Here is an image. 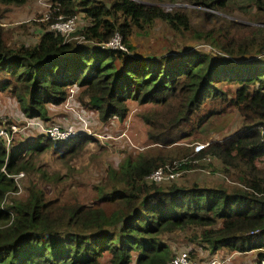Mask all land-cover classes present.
I'll return each instance as SVG.
<instances>
[{
    "label": "trees",
    "instance_id": "trees-1",
    "mask_svg": "<svg viewBox=\"0 0 264 264\" xmlns=\"http://www.w3.org/2000/svg\"><path fill=\"white\" fill-rule=\"evenodd\" d=\"M30 1L0 0V5ZM108 1L52 0L55 16L68 19L81 13L90 20L78 31L85 42L67 41L48 29L32 46L9 47L0 28V92L13 94L29 117L42 119L47 105L63 104L72 90L73 95L78 90L81 99L87 97L102 120L123 119L128 100L156 104L165 110L143 120L150 126L148 139L163 145L191 137L222 112L220 106L230 104L241 116L242 126L198 153L191 148L181 169L204 167L191 161L212 156L224 172L236 171L240 187L178 186L175 179L159 186L163 182L146 177L173 159L141 151L127 157L118 170H110L114 184L101 195V205L54 207L58 201L45 200L33 178L27 196H10L17 189L11 176L39 170L24 161L25 154L32 156L49 147L59 152L67 142H79L84 136L52 140L41 133L33 141L14 144L9 152L0 140V264H130L135 250V264H167L171 252L160 234L178 230H194L202 246L212 252L256 251L257 261L264 259V170L255 163L264 156V0H245L254 8L253 14L243 12L249 23L204 12L206 22L221 19L219 25L209 27L203 22L192 24L184 8L165 10L140 0ZM157 1L233 14L231 0ZM156 21L174 33L192 31L194 40L204 41L209 49L189 46L157 57L133 53L131 33ZM115 33L128 52L101 47ZM225 85L236 87L233 96L223 89ZM180 126L186 129L174 136ZM6 198L11 204L3 206Z\"/></svg>",
    "mask_w": 264,
    "mask_h": 264
},
{
    "label": "rangeland",
    "instance_id": "rangeland-1",
    "mask_svg": "<svg viewBox=\"0 0 264 264\" xmlns=\"http://www.w3.org/2000/svg\"><path fill=\"white\" fill-rule=\"evenodd\" d=\"M140 1L144 4H157L165 10H172L174 7L187 9L191 14L192 24L203 22L205 27L219 25L220 17L249 23L244 19L243 12L254 13L253 5H250L252 3L245 0H231L229 10H232V15L201 6H190L183 2L169 5L167 3L162 4L157 0ZM94 2L96 4H109L108 0H94ZM204 12L214 14L219 18L214 17L212 22H206L204 21ZM60 17L63 16H55L52 0H32L23 5H0V28L3 31L5 43L9 47H18L21 44L25 46L36 44L43 31L48 29L59 30V28L51 26ZM72 18L75 19L74 31L60 34L64 35V39L67 41L85 42L82 36L78 35V31L89 26L90 20L81 13H76ZM128 41L134 48L133 53L145 57L163 56L170 51L185 49L189 46H194L193 49L200 46L209 49L204 41L194 40L192 31L174 33L159 21H156L151 27L144 28V30H134ZM123 47L125 48L123 52H128L124 45ZM235 88L233 85L223 87L229 96H233ZM88 101L87 97L81 99L77 90L72 100L69 103H64L71 107L74 113L67 110L63 106L64 104H49L47 105L46 118L38 117L37 120L29 117L24 112L22 105L13 94L7 91L0 92V124H15L19 128V131L13 135L12 146L21 142L33 141L41 134L38 126L27 125L28 122L40 121L42 125L58 124L62 128L73 124L77 131L72 136H84V139L79 142H67V147L59 152L53 151L49 147L41 153L32 154V156L25 154L28 157L24 161L30 167L32 164L39 167V170L20 171L22 172L21 177H18V174L14 175L17 189L10 196L14 198L27 196L30 178H33L32 180L38 185L39 189L44 192L45 200L58 201L54 207L73 203L88 206L101 205L98 202L101 195L108 192L114 184L110 176V170H118L127 157H135L141 151L151 154H163L168 155V160L173 159L171 164L181 167L178 164L182 162L185 156H189L195 142L209 144L212 141H221L234 134L243 124L242 118L235 107L230 104L222 105L220 106L222 112L211 117L194 135L186 139H179L171 145H163L152 143L148 139L147 134L150 126L143 120V116L147 114H154L155 112L158 115L163 112L165 109L161 106L128 100L126 103L127 115L123 119L115 116L102 120L98 111L87 104ZM180 129H186V127L180 126L178 130H174L178 133H173V135L180 134ZM210 157V162L191 161V163H201L205 166L184 170L174 180L176 184L188 187L194 183L200 186H223L228 190L240 187L235 180L236 171L230 169L229 172H224L219 161L212 156ZM255 163L259 169L264 170V156L256 160ZM167 164L169 163L165 165ZM168 183L170 182L167 181L157 185L166 186ZM116 187L122 188L121 184H117ZM10 204L11 200H8V198L3 201V206ZM109 208L110 205H107V210ZM160 241L169 248L171 257L180 251L189 250L193 253L191 257L196 260L218 256L228 258L225 264H257L258 262L256 251L239 252L224 248L216 251V253L212 252L202 246L196 238L194 230L163 233L160 234ZM137 255V250L132 252V262L130 264H135Z\"/></svg>",
    "mask_w": 264,
    "mask_h": 264
},
{
    "label": "built area",
    "instance_id": "built-area-1",
    "mask_svg": "<svg viewBox=\"0 0 264 264\" xmlns=\"http://www.w3.org/2000/svg\"><path fill=\"white\" fill-rule=\"evenodd\" d=\"M63 20V21H62ZM59 21V22H57ZM56 23H54L51 27L59 28V33H69L74 31L75 29V19L74 18H68L64 19L62 17L58 18ZM101 47L104 48H111L116 50L124 51L125 48L123 47L121 43L120 36L115 33V35L106 43L101 44ZM73 91V90H72ZM70 92L67 96V99L64 103H69L70 100H72L73 92ZM64 107L67 108V110H70L72 113H74V110L65 105ZM38 120V118H36ZM27 125H34L38 126L40 128L41 133L46 135L52 140L55 139H67L69 137H72V134L76 133V127L74 125H66L63 126V128L58 124H50V125H42L40 121L36 122H28ZM19 131V128L15 124H0V140L3 142L4 147L8 151L9 148H11V142L13 139V135L16 134ZM264 140V138H263ZM207 144L198 143L195 142L193 144V151L195 153H198L205 149ZM210 157L204 156L202 161H210ZM192 161H198L197 159H193ZM185 162V159L182 160L181 163L178 165L181 166L182 163ZM180 168V169H178ZM184 171V169H181V167H176L173 164H167L164 166H161L155 170H153L147 177V181H152L155 183H160L164 181H170L177 179L180 174ZM16 175V174H15ZM22 176V172L18 173V177ZM14 179V175L12 176ZM15 181V179H14ZM228 258H220L218 256H212L210 258L204 259V260H196L192 258L188 251H180L177 254H175L167 264H225L227 263ZM257 264H264V259H260Z\"/></svg>",
    "mask_w": 264,
    "mask_h": 264
},
{
    "label": "clouds",
    "instance_id": "clouds-1",
    "mask_svg": "<svg viewBox=\"0 0 264 264\" xmlns=\"http://www.w3.org/2000/svg\"><path fill=\"white\" fill-rule=\"evenodd\" d=\"M63 18V17H62ZM64 19H66V18H64ZM58 20V19H57ZM104 48V47H103ZM68 96V95H67ZM66 99H67V97H66ZM65 99V100H66ZM65 100H64V102H65ZM64 102H63V104H64ZM64 106V105H63ZM70 111V110H69ZM264 138V137H263ZM208 145V144H207ZM206 148V147H205ZM6 149V148H5ZM8 152V151H7ZM211 158V157H210ZM211 160V159H210ZM202 161V160H201ZM206 162V161H205ZM209 162V161H208ZM184 170H186V169H184ZM188 252H189V254H190V251L189 250H187ZM191 256V255H190ZM173 257V256H172ZM193 258V257H192ZM210 258V257H209ZM195 259V258H194ZM204 260V259H203ZM169 262V261H168ZM167 262V263H168Z\"/></svg>",
    "mask_w": 264,
    "mask_h": 264
}]
</instances>
